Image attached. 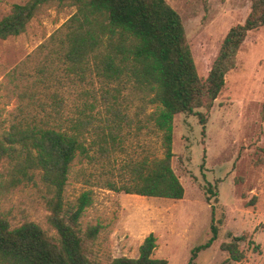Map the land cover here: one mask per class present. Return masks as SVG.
Here are the masks:
<instances>
[{"label":"rangeland","instance_id":"1","mask_svg":"<svg viewBox=\"0 0 264 264\" xmlns=\"http://www.w3.org/2000/svg\"><path fill=\"white\" fill-rule=\"evenodd\" d=\"M28 1L0 0V20ZM166 1L182 18L204 80L228 31L245 22L252 0ZM75 12L70 3L45 4L24 33L0 39V139L17 122H43L73 133L85 120L83 149L71 165L64 202L73 208L83 192H91L92 204L79 220L89 258L94 264L138 258L153 233V258L189 264L215 224L218 237L195 264H264V26L248 34L213 108L198 110L206 117L205 130L198 116L175 117L172 168L185 195L172 200L112 190L133 185L163 157L162 133L149 120L155 106L144 94L122 87L118 94L116 83L96 71L83 77L71 71L51 38ZM12 171L0 165V213L13 227L35 222L56 239L40 173L34 181L14 183ZM96 227L92 240L87 233ZM236 237H242L241 261L222 249Z\"/></svg>","mask_w":264,"mask_h":264},{"label":"trees","instance_id":"2","mask_svg":"<svg viewBox=\"0 0 264 264\" xmlns=\"http://www.w3.org/2000/svg\"><path fill=\"white\" fill-rule=\"evenodd\" d=\"M54 2L76 7L51 38L59 43L71 71L82 77L96 71L104 81L116 83L118 94L121 87L134 89L155 106L149 120L162 133L163 157L152 161L133 185L112 186V190L183 199L185 188L172 168L175 117L182 113L198 116L205 130L206 117L198 110L213 108L248 34L264 26V0H252L245 22L228 31L204 80L198 74L182 18L166 0H29L15 4L0 20V39L24 33L40 8ZM85 126L80 119L72 133L48 123L17 122L0 139V165L12 167L11 181H34L40 173L48 194V223L58 235L50 237L35 222L13 227L0 213V264H94L79 230V220L92 204L91 192H83L73 208H65L64 202L71 165L83 149ZM211 232L205 244L193 249L189 264H195L198 253L215 242V224ZM97 234L98 227L87 237L94 240ZM241 239L222 245L235 261L244 258L238 244ZM156 242L151 233L140 246L138 258L119 257L109 264H169L166 259L153 258Z\"/></svg>","mask_w":264,"mask_h":264}]
</instances>
